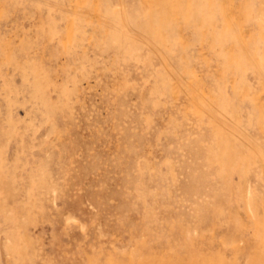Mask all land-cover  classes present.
I'll use <instances>...</instances> for the list:
<instances>
[{
  "label": "rangeland",
  "instance_id": "374dc122",
  "mask_svg": "<svg viewBox=\"0 0 264 264\" xmlns=\"http://www.w3.org/2000/svg\"><path fill=\"white\" fill-rule=\"evenodd\" d=\"M0 264H264V0H0Z\"/></svg>",
  "mask_w": 264,
  "mask_h": 264
}]
</instances>
